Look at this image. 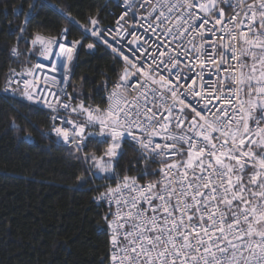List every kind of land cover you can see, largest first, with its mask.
<instances>
[{
    "label": "snow or ice",
    "instance_id": "1",
    "mask_svg": "<svg viewBox=\"0 0 264 264\" xmlns=\"http://www.w3.org/2000/svg\"><path fill=\"white\" fill-rule=\"evenodd\" d=\"M113 2L111 25L49 0L21 8L0 98L20 116L22 101L47 109L50 131L79 153L77 188L109 208L108 264H264V0ZM45 8L81 36L31 28ZM98 45L121 66L94 96L73 78L80 50Z\"/></svg>",
    "mask_w": 264,
    "mask_h": 264
},
{
    "label": "trees",
    "instance_id": "2",
    "mask_svg": "<svg viewBox=\"0 0 264 264\" xmlns=\"http://www.w3.org/2000/svg\"><path fill=\"white\" fill-rule=\"evenodd\" d=\"M32 2L0 0V73L7 71L10 62L5 45L13 42L9 37L24 19L19 10L26 12ZM49 2L69 11L81 24L97 12L104 23L113 21L107 0ZM13 8L18 10L16 15ZM9 20L14 21L11 26ZM62 27H73V36H81L78 26L51 8L38 10L31 20V28L53 35ZM12 66L17 65L12 62ZM120 66L105 48H84L79 52L73 81L77 89L95 96L106 77L116 79ZM24 103L20 113L27 119L0 98V264H108L110 229L103 218L109 215V209L95 202V191L77 188V177L85 173V163L77 159L78 152L74 154L50 131L52 122L46 109L33 115L22 106ZM5 111L17 116L20 131L11 126ZM26 135L31 138L26 140ZM126 148L122 164L131 166L138 154L133 146ZM147 163L156 168L152 162Z\"/></svg>",
    "mask_w": 264,
    "mask_h": 264
},
{
    "label": "built area",
    "instance_id": "3",
    "mask_svg": "<svg viewBox=\"0 0 264 264\" xmlns=\"http://www.w3.org/2000/svg\"><path fill=\"white\" fill-rule=\"evenodd\" d=\"M107 4H108L107 11H108L109 15L112 16L113 21H114L115 16L119 14V9L115 6V3L113 2V0H107ZM113 21L110 22V23H105V24L111 25V24L113 23ZM62 28H64V27H62ZM90 42H92V41L90 40ZM99 46H101V47L105 48L106 50H108L109 52H111V50L107 49L104 45H99ZM111 53H112V52H111ZM112 54H113V53H112ZM113 55H114V54H113ZM114 56H115V55H114ZM45 63H46V62H45ZM43 71L47 72L48 69H44ZM59 75H62V73H60ZM58 78H59V76H58ZM46 110H47V109H46ZM150 162H151V161H150ZM156 167H158V165H156ZM102 191H103V190H102ZM95 202H96L97 204H99V205H103V206H105V207L108 208V205H107L106 203H104V202H101V201L96 200V199H95ZM108 209H109V208H108ZM112 210L114 211L115 209L113 208Z\"/></svg>",
    "mask_w": 264,
    "mask_h": 264
}]
</instances>
